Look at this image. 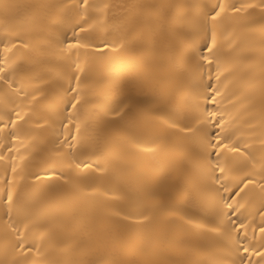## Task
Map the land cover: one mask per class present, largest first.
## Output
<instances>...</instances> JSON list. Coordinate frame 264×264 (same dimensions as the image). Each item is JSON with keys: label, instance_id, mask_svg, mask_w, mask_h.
<instances>
[{"label": "bare ground", "instance_id": "obj_1", "mask_svg": "<svg viewBox=\"0 0 264 264\" xmlns=\"http://www.w3.org/2000/svg\"><path fill=\"white\" fill-rule=\"evenodd\" d=\"M0 264H264V0H0Z\"/></svg>", "mask_w": 264, "mask_h": 264}, {"label": "snow or ice", "instance_id": "obj_2", "mask_svg": "<svg viewBox=\"0 0 264 264\" xmlns=\"http://www.w3.org/2000/svg\"><path fill=\"white\" fill-rule=\"evenodd\" d=\"M222 10V9H221ZM216 15H219V13H217ZM213 19H215V16L213 17Z\"/></svg>", "mask_w": 264, "mask_h": 264}]
</instances>
